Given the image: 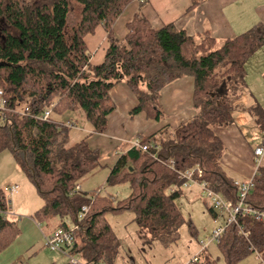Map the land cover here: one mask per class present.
Listing matches in <instances>:
<instances>
[{
    "label": "trees",
    "instance_id": "trees-1",
    "mask_svg": "<svg viewBox=\"0 0 264 264\" xmlns=\"http://www.w3.org/2000/svg\"><path fill=\"white\" fill-rule=\"evenodd\" d=\"M133 1L0 0V90L5 100L0 154H12L43 200L33 219L48 231L74 229L73 252L86 264H114L120 252L108 213L133 212L146 243L156 241L168 248L178 241L184 223L177 205L183 195L181 172L201 169L210 189L231 202L239 200L235 180L222 165L226 148L216 130L234 124V102L246 86L247 61L264 46V25L218 43L209 32L193 36L173 23L156 30L138 13L127 24L125 39L119 40L114 24ZM203 1L192 0L193 6ZM73 4L81 6L80 20L69 34ZM99 26L108 34L109 47L103 62L93 65L85 37ZM184 77L194 78L197 115L171 132L137 136L148 151L129 148L111 170L107 185L126 183L130 196L119 201L109 194L77 191L78 182L100 167L101 153L91 148L88 138L107 130L116 108L111 90L126 83L138 100L131 118L145 113L159 122L164 117L162 90ZM49 108L51 117L41 120ZM77 109L84 111L91 132L72 143L70 131L77 122L63 118ZM249 112L264 130V108L256 104ZM253 183L246 203L264 210L261 163ZM83 207L88 212L80 217ZM8 212V200L0 190V253L21 233ZM216 246L225 264H239L254 253L264 264V224L240 214ZM207 249L195 264H220Z\"/></svg>",
    "mask_w": 264,
    "mask_h": 264
},
{
    "label": "crops",
    "instance_id": "crops-1",
    "mask_svg": "<svg viewBox=\"0 0 264 264\" xmlns=\"http://www.w3.org/2000/svg\"><path fill=\"white\" fill-rule=\"evenodd\" d=\"M138 13L156 30L173 23L189 35L199 36L209 32L218 43H222L246 33L257 24L264 25V0H204L197 6H193L192 0H146L145 3L135 0L114 24L113 32L117 39H125L128 34L127 24ZM85 42L91 54V64L102 63L109 47L108 34L104 27L99 26L94 34L87 35ZM262 48L247 63L252 58L255 60L261 57L259 54ZM194 91L193 77H184L166 86L160 97L164 117L157 122L148 119L145 113L131 118L130 112L138 105L136 96L124 82L114 87L110 96L116 108L108 117L107 130L103 134H93L88 138L91 148L99 149L101 153L100 167L95 171V176L97 172L105 173L107 183L120 154L129 150L130 142L137 136L149 137L163 129L171 132L192 120L197 115L193 105ZM256 104L262 105L261 101H256L251 107ZM216 133L226 148L222 159L224 169L234 180L246 182L253 179L257 172L254 156V147L257 144L247 139L236 122L225 129H217ZM80 186L83 190V186ZM99 189L93 193H98ZM34 214L22 223L20 236L0 253V264H69L63 254H50L45 251L44 246L39 247L45 237L53 233L54 227L46 233L40 231L38 223L33 219Z\"/></svg>",
    "mask_w": 264,
    "mask_h": 264
},
{
    "label": "rangeland",
    "instance_id": "rangeland-1",
    "mask_svg": "<svg viewBox=\"0 0 264 264\" xmlns=\"http://www.w3.org/2000/svg\"><path fill=\"white\" fill-rule=\"evenodd\" d=\"M80 10L81 6L78 4L72 5L68 21L69 34H71V28L80 20ZM259 55L261 57L256 58L258 60L252 58L246 65V72L248 73L246 86L239 100L234 102L235 109L233 112L234 122L239 123L240 129L247 139L257 145L264 142V130H261L255 124L249 109L256 101L258 103L261 101V106L264 108V47ZM68 119L77 122L76 127H73L70 131V141L72 143L79 142L89 130L91 131L83 110L77 109L63 118L65 122ZM261 166L264 168V158L261 160ZM96 170L78 182L83 186L85 193L90 195L103 186L98 190L102 195H112L119 201L130 196L131 189L128 184L108 186L105 173L97 172L95 176ZM14 185H17L19 190L18 194L11 197L8 190L9 187ZM0 190L5 192L6 198L10 202L9 218L18 222L20 229L26 218H29L28 216L34 214L44 204L36 187L19 168L12 154L8 151L0 154ZM177 205L183 215L184 223L180 229V239L169 248L163 247L156 241L152 243L144 242L140 238L138 225L134 222L135 215L133 212L124 211L106 214V220L121 245L114 264H187L193 258L199 256L201 247L207 243L209 235L215 229L224 226L226 216L219 211H215L218 217L212 214V203L206 192L197 184L183 189V195L177 200ZM191 224L194 226L192 231L189 229ZM37 227L42 232H48L45 224H38ZM43 246L47 253H52L46 247L45 239L39 244V247ZM207 250L213 258L220 259V264H225L216 244L210 245ZM239 264L263 263L254 253Z\"/></svg>",
    "mask_w": 264,
    "mask_h": 264
},
{
    "label": "built area",
    "instance_id": "built-area-1",
    "mask_svg": "<svg viewBox=\"0 0 264 264\" xmlns=\"http://www.w3.org/2000/svg\"><path fill=\"white\" fill-rule=\"evenodd\" d=\"M139 1L141 3L146 2V0ZM3 96V91L0 90V112L5 111V100ZM51 115L52 108H49L42 116H40V119L43 121H47L51 117ZM131 149L143 152L148 151V147L146 145H143L139 139H134L133 141H131L130 150ZM254 156L256 158V165L258 167L261 163V160L264 158V146H255ZM153 158L157 159V154H154ZM169 165L171 166V168H174L173 161H170ZM179 175L183 180V189L193 184L199 185L201 189L206 192L208 199L211 201L212 209L214 211H219L222 215L226 216L224 226L219 227L212 232V234L207 238V243L202 246L200 253L203 250L207 249L210 245L218 244L225 233V228L232 223H236L240 214L250 216L255 222L264 224V210L255 209L254 207L246 203V197L254 187L253 179L246 182L235 180L234 184L239 195V200L235 203L226 200L219 193L210 189L208 184L205 181H202L204 173L201 169H192L189 171L181 172ZM18 190L19 188L17 186H12L9 188L8 193L9 195H15L18 193ZM76 190H82L79 184L76 186ZM172 191H175V188L172 189ZM91 195H96V193H92ZM8 204H10L9 201ZM87 212L88 208L83 207L80 217H83ZM45 241L46 247L51 252H61L68 259L69 264H86L83 260L80 259L78 255L73 252L75 248L74 229L71 228L69 230H64L59 228L55 230L50 236L46 237ZM198 258L199 256L193 258L192 261L187 264L197 263Z\"/></svg>",
    "mask_w": 264,
    "mask_h": 264
}]
</instances>
